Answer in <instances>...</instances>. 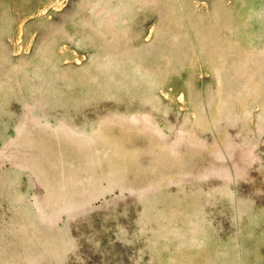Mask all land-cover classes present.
<instances>
[{
  "label": "rangeland",
  "instance_id": "rangeland-1",
  "mask_svg": "<svg viewBox=\"0 0 264 264\" xmlns=\"http://www.w3.org/2000/svg\"><path fill=\"white\" fill-rule=\"evenodd\" d=\"M0 264H264V0H0Z\"/></svg>",
  "mask_w": 264,
  "mask_h": 264
}]
</instances>
